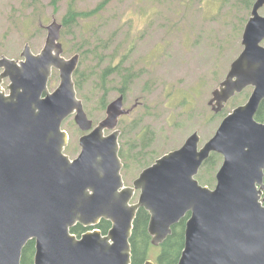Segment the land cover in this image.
Segmentation results:
<instances>
[{
  "label": "water",
  "instance_id": "water-1",
  "mask_svg": "<svg viewBox=\"0 0 264 264\" xmlns=\"http://www.w3.org/2000/svg\"><path fill=\"white\" fill-rule=\"evenodd\" d=\"M263 8L264 0L253 4L244 50L210 101L219 114L253 88L247 103L228 114L202 148L194 133L143 170L134 187L123 181L117 129L125 96L111 102L106 118L94 125L74 82L80 56H63L61 25L48 27L40 54L27 44L20 61L0 56V264H22L31 240L35 264H132L141 208L151 215L156 246L190 214L178 264H264V121L256 119L264 102ZM54 70L60 85L51 92ZM73 115L85 134L71 160L65 154L70 136L62 128ZM213 153L223 163L210 189L197 176ZM137 190L139 201L132 204ZM102 220L112 224L107 235L97 229L81 238L71 233L78 224L92 227Z\"/></svg>",
  "mask_w": 264,
  "mask_h": 264
},
{
  "label": "rangeland",
  "instance_id": "rangeland-1",
  "mask_svg": "<svg viewBox=\"0 0 264 264\" xmlns=\"http://www.w3.org/2000/svg\"><path fill=\"white\" fill-rule=\"evenodd\" d=\"M53 1L0 0V56L20 61L27 44L40 54L48 27L62 26L70 5L89 12L105 3L96 17L62 34L61 29L59 42L67 60L80 56L77 70L85 83L78 98L95 126L107 116V107L100 108L104 93L108 92L107 105L122 94L116 76L106 78L103 88L106 69L122 65V71L135 76L123 94L126 113L117 128L120 147L124 143L128 153L136 146L122 170L125 187H134L143 170L182 147L194 133L201 137L200 148L215 135L224 118L214 112L210 101L244 50L243 34L256 0H58L57 8ZM260 13L264 16V8ZM9 83L5 79L3 86ZM59 85L60 73L54 70L49 90ZM252 92L248 88L236 95L225 109L232 113L247 103ZM63 130L70 136L65 154L74 160L85 133L75 115L64 122ZM147 130L143 149L135 139L139 135L141 142ZM221 165L205 175L203 170L200 183L214 189ZM140 194L137 190L132 204L138 203Z\"/></svg>",
  "mask_w": 264,
  "mask_h": 264
},
{
  "label": "trees",
  "instance_id": "trees-1",
  "mask_svg": "<svg viewBox=\"0 0 264 264\" xmlns=\"http://www.w3.org/2000/svg\"><path fill=\"white\" fill-rule=\"evenodd\" d=\"M58 0L53 1V5L56 7ZM104 4H100L98 8H96L93 11L85 12V11H79L76 7L70 5L67 14L64 16L62 21V30L61 32L64 33L65 29H73L75 26L79 24L80 21L87 20L91 17H96L98 13L101 12V10L104 8ZM57 8V7H56ZM122 65L118 67H109L104 72L103 76L101 77L102 80V86L105 88L106 86V78H110L112 76L119 77L121 79V88L119 89V92L122 94H125L126 88L130 86L135 76L131 71H122L121 70ZM74 82L77 89V93L82 92L84 88V79H82L81 73L77 70L74 74ZM107 96L108 92L106 91L100 101V108L106 109L107 105ZM91 114V113H90ZM228 114V110L224 109L221 113L218 115L223 119ZM256 119L259 122L264 121V102L262 103L260 110L256 116ZM150 134L149 130H147L143 136L141 137V142L139 141V135L136 136L135 141H137L140 145L143 146V149L147 146L146 144V138H148V135ZM120 150V157L123 162V165H125V168L127 166V162H129V151H135L136 152V146L130 147L128 153L126 152V148L124 143L121 145ZM126 164H125V163ZM223 162V157L217 153H213L211 157L206 161L203 165V167L200 170V173L197 176V179H199V182L202 183L203 176L206 172L212 169H216L219 167ZM204 170V175H203ZM208 184H206L207 186ZM190 214L184 218L180 223L175 225L173 227L172 234L160 245L156 246L153 244V237L149 233V224L151 220L150 213L145 210L144 208H141L138 212L133 235L131 238V247H132V264H145L148 260H155L154 262L156 264H178L182 252L184 250L185 246V231H186V222L189 219ZM112 224L110 221L102 220L98 225L92 226V227H84L80 224L74 226L71 229V233L80 237L84 233L88 231H92L94 229H99L103 235H107L109 230L111 229ZM35 254H36V243L34 240L29 241V243L26 245L23 251L22 255V264H35Z\"/></svg>",
  "mask_w": 264,
  "mask_h": 264
}]
</instances>
